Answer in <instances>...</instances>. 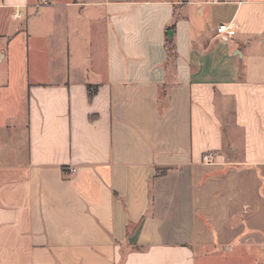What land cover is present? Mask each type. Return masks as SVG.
Masks as SVG:
<instances>
[{"label":"crops","instance_id":"crops-1","mask_svg":"<svg viewBox=\"0 0 264 264\" xmlns=\"http://www.w3.org/2000/svg\"><path fill=\"white\" fill-rule=\"evenodd\" d=\"M1 2L0 264H264V0Z\"/></svg>","mask_w":264,"mask_h":264},{"label":"built area","instance_id":"built-area-1","mask_svg":"<svg viewBox=\"0 0 264 264\" xmlns=\"http://www.w3.org/2000/svg\"><path fill=\"white\" fill-rule=\"evenodd\" d=\"M218 0H212V2H217ZM1 0H0V6H1ZM21 17V13L20 12H16L14 14V18L15 19H20ZM236 27V23L232 22V23H229V24H221L218 26V28L216 29L217 31V34L219 35H227L229 34L232 30H234ZM211 159V156L208 155V156H205L204 157V161L205 162H209V160Z\"/></svg>","mask_w":264,"mask_h":264},{"label":"water","instance_id":"water-1","mask_svg":"<svg viewBox=\"0 0 264 264\" xmlns=\"http://www.w3.org/2000/svg\"><path fill=\"white\" fill-rule=\"evenodd\" d=\"M171 38H172V32L169 33V39H171Z\"/></svg>","mask_w":264,"mask_h":264}]
</instances>
